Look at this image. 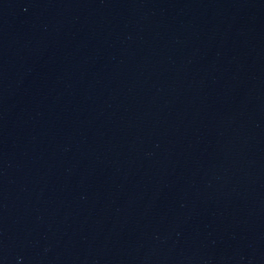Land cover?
Listing matches in <instances>:
<instances>
[{"label": "water", "instance_id": "water-1", "mask_svg": "<svg viewBox=\"0 0 264 264\" xmlns=\"http://www.w3.org/2000/svg\"><path fill=\"white\" fill-rule=\"evenodd\" d=\"M0 264H264V0H0Z\"/></svg>", "mask_w": 264, "mask_h": 264}]
</instances>
